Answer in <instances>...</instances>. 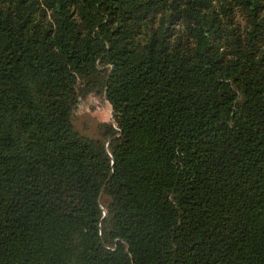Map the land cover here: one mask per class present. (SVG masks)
<instances>
[{
    "label": "trees",
    "instance_id": "1",
    "mask_svg": "<svg viewBox=\"0 0 264 264\" xmlns=\"http://www.w3.org/2000/svg\"><path fill=\"white\" fill-rule=\"evenodd\" d=\"M0 264H264V0H0Z\"/></svg>",
    "mask_w": 264,
    "mask_h": 264
},
{
    "label": "rangeland",
    "instance_id": "2",
    "mask_svg": "<svg viewBox=\"0 0 264 264\" xmlns=\"http://www.w3.org/2000/svg\"><path fill=\"white\" fill-rule=\"evenodd\" d=\"M79 130L95 134L99 122H110L111 111L102 96L95 94L91 102L78 105Z\"/></svg>",
    "mask_w": 264,
    "mask_h": 264
}]
</instances>
